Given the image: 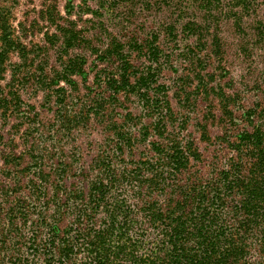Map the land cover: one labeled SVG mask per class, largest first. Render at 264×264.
Segmentation results:
<instances>
[{
    "label": "rangeland",
    "instance_id": "rangeland-1",
    "mask_svg": "<svg viewBox=\"0 0 264 264\" xmlns=\"http://www.w3.org/2000/svg\"><path fill=\"white\" fill-rule=\"evenodd\" d=\"M188 1L0 0V11L9 14L13 39L28 50L23 58L17 53L19 47L9 53L0 79L3 92L15 90L21 100L8 98L6 111L0 107V235L7 228V210L17 200L23 201L25 208L35 207L29 209L26 224L36 218L40 208L51 221L57 211L53 194L58 203L67 194L74 202L73 194L86 191L96 177L99 159L108 154L105 163L113 172H120L150 156V142L158 137L140 139L142 127L152 118L142 111L135 96L127 98L119 92L124 102L107 104L104 118L92 116L75 127L57 121L58 95L53 91L59 86L64 88L67 110L83 108L99 92L107 94L98 76L114 68L99 60L100 49L113 37L127 45L132 41L146 44L156 35L155 44L166 54L157 76L166 86L174 112L168 132L182 142L192 141L199 153L184 172L191 178H206L226 163L231 155L228 140L250 128L245 112L257 114L264 104V0H249L246 9L234 0H219L211 9L200 5L193 12H180L182 3ZM191 20L207 28L202 43L181 30V25ZM57 25H73L84 37V43L69 52V56H78L82 72L71 75L70 82L55 81L43 90L36 85L41 77L47 82L59 69ZM170 27L174 28L172 34H168ZM213 36L218 51H210ZM140 56L137 51L128 55L136 70L144 64ZM224 97L229 98L225 101ZM126 113L131 114L126 126L136 140L112 156L115 141L105 125L108 116L120 122ZM66 208H59L54 215V224L61 230L67 228L71 217L60 215Z\"/></svg>",
    "mask_w": 264,
    "mask_h": 264
},
{
    "label": "trees",
    "instance_id": "trees-1",
    "mask_svg": "<svg viewBox=\"0 0 264 264\" xmlns=\"http://www.w3.org/2000/svg\"><path fill=\"white\" fill-rule=\"evenodd\" d=\"M214 1L219 2L189 0L179 11L193 12L200 5L211 9ZM234 1L246 9L249 0ZM8 17L7 11H0V79L9 53L19 47V58L28 54L26 47L13 39ZM73 25H57L60 37H53L61 42L59 69L47 82L41 77L36 85L43 90L55 81L70 82L71 75L82 72L78 56H69L70 50L85 40ZM170 28L168 34L174 31ZM181 30L202 43L207 28L191 20L182 24ZM155 40L153 35L146 44L132 41L125 45L111 38L100 49L99 59L114 68L98 76L107 94L97 93L83 108L67 110L64 88L59 86L53 91L58 95L57 121L70 123L71 127L84 124L92 116L104 118L107 104L123 103L125 96H135L142 111L152 118L142 127L140 139L158 137L150 142V156L120 172H113L105 163L108 154L99 159L95 163L96 177L86 191L73 194L74 202L67 194L58 203L53 194L57 211L50 216L51 221L40 208L36 218L26 224L29 209L35 207L25 208L23 201L17 200L7 210V228L0 235V264H264V104L257 114L245 112L250 128L228 140L231 155L226 163L206 178H191L184 171L199 153L192 141L182 142L168 132L174 112L166 86L157 76L166 54ZM210 46V51L220 50L216 36ZM133 51L144 60L140 70L128 59ZM119 92L125 94L123 99L118 97ZM8 98L21 101L18 92L4 93L0 86V107L4 111ZM130 115L126 113L120 122L108 116L105 127L115 141L112 156L136 140L126 126ZM62 207L67 210L60 215L71 214L65 230L54 224V215ZM18 218L21 222H16Z\"/></svg>",
    "mask_w": 264,
    "mask_h": 264
}]
</instances>
